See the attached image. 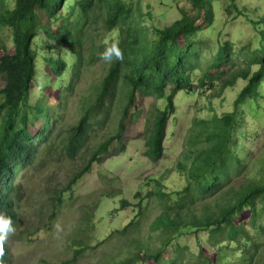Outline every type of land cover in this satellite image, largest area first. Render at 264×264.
<instances>
[{
	"label": "trees",
	"instance_id": "trees-1",
	"mask_svg": "<svg viewBox=\"0 0 264 264\" xmlns=\"http://www.w3.org/2000/svg\"><path fill=\"white\" fill-rule=\"evenodd\" d=\"M187 1L190 16L180 9L182 16L171 26L151 30L147 22L153 17L142 0H14L12 5L0 0V28L11 32L15 49L14 54L7 52L0 58V75L7 78L0 88V216L11 221L12 231L18 220L16 177L34 164L41 146L53 139L55 122L50 121H58L59 115L51 113L43 93L48 74L39 81L37 70L49 67L55 82L69 93L94 59L115 44L123 59L113 54L107 60L93 103L85 104L84 117L71 129L65 148L71 158L85 149L96 130L112 121L118 97L123 95L126 102L116 132L105 137L88 163L57 192L58 202H64L85 174L102 164L114 144L124 152V122L138 95L162 102L148 129L145 152L150 161L159 163L164 144L173 135L169 124L177 123L178 93L206 95L213 104L242 81L232 113L220 115L213 106L210 118L191 122L171 172L180 180L173 191H166L170 179L143 183L145 188L155 186L146 196H136L138 217L123 233L139 229L142 213L152 201L161 213L149 227L151 242L132 240L125 245L127 255L111 264H264V13L255 18L246 13L257 30L256 46L250 42L236 50L226 41L211 52L197 36L210 29L217 6L213 0ZM224 11L231 19L243 13L236 0H227ZM87 44L93 50L88 59L84 55ZM70 72L73 82L64 86L61 80ZM34 81L40 91L32 101ZM246 114L255 121L246 125ZM40 118L44 131L35 136L30 123ZM255 139L259 140L257 151L252 149ZM56 204L54 200L50 219L55 217ZM122 205L126 207L125 202ZM12 231L0 232L7 235L0 245V264H13L7 243ZM152 239H158L157 243ZM88 246L73 242L77 254Z\"/></svg>",
	"mask_w": 264,
	"mask_h": 264
},
{
	"label": "rangeland",
	"instance_id": "rangeland-1",
	"mask_svg": "<svg viewBox=\"0 0 264 264\" xmlns=\"http://www.w3.org/2000/svg\"><path fill=\"white\" fill-rule=\"evenodd\" d=\"M8 2L12 5L14 0ZM213 3L217 6L213 24L209 30L197 36L203 46L211 52L226 41H231L236 50H243L250 42L256 46L257 30L246 13L249 11L250 16L254 18L259 13H264V0H236V5L243 12L237 13L236 19H231L224 11L227 0H213ZM142 5L146 11H151L153 20L147 22L151 30L171 26L182 16L180 9L185 10L188 16L192 14L187 0H142ZM257 6H261V10L255 11ZM41 16L43 20V14ZM7 52L15 53L12 35L8 29L0 28V58ZM92 53L91 44H87L85 57L88 59ZM38 62L45 63L44 60ZM107 64L102 55L97 56L93 66L84 70L80 83L69 93H65L64 87L55 82L56 75L49 67L43 66L37 70L39 81L48 74V86L43 89V93L50 101L51 113L59 115L58 121H50L55 122L53 139L49 140L46 146H41L34 164L29 165L16 177L17 185L20 186L14 198L18 213L17 227L7 239L14 257L13 264H111L127 255L129 250L125 245L132 240L149 244V227L161 213L155 209L157 204L152 201H148V209L142 213L146 220L144 221V217L140 218L139 229L123 233L128 223L138 217L136 206L139 200L136 196L140 193L146 196L155 186L153 184L145 188L143 183L149 179H170L166 191H173V187L180 183V180L175 174L171 176V172L174 171L191 122L199 117L210 118L213 106L220 115L232 113L233 103L243 86L240 81L236 90H228L222 99H216L213 104L204 98L206 95L189 97L178 93L175 124L178 127L170 122L169 133L173 135L165 142L164 156L159 163L150 161L145 152L148 129L162 102L138 95V99L133 102L129 118L124 122L125 129L121 139V149L124 148V152L120 153V147L114 144L108 155L103 156L102 164L95 166L90 174H85L71 194L65 195L64 202H58L57 192L88 163L105 137L111 135V132H116L115 125L126 102L123 95L118 97L112 121L107 129H97L90 139L91 142L74 158L69 156L65 148L71 129L84 117L85 104L93 103L95 88L99 87L106 74ZM71 77L70 72V76L61 80V84H72ZM6 82L5 75H0V88L5 86ZM39 91L38 83L34 81L31 89L32 101ZM226 98L228 101L224 103ZM55 100L58 101L56 105ZM244 119L246 125L255 121L254 117L248 114ZM43 125L42 118L30 123L32 134L39 135ZM258 143L259 140L255 139L252 145L254 151H257ZM54 200L57 202L56 214L50 219ZM124 202L125 208L122 205ZM75 241L84 242L89 246L84 252L77 254L73 248ZM157 241L158 239H155L153 243Z\"/></svg>",
	"mask_w": 264,
	"mask_h": 264
},
{
	"label": "clouds",
	"instance_id": "clouds-1",
	"mask_svg": "<svg viewBox=\"0 0 264 264\" xmlns=\"http://www.w3.org/2000/svg\"><path fill=\"white\" fill-rule=\"evenodd\" d=\"M115 54V56L117 57V59H123V55L120 52V50L116 47V45L114 44L110 49H108L105 53L103 58L105 60H111L112 55ZM10 223L11 221L0 216V232H4L5 229H7L8 231H12V229L10 228ZM7 238V235H0V245H2L3 241Z\"/></svg>",
	"mask_w": 264,
	"mask_h": 264
}]
</instances>
